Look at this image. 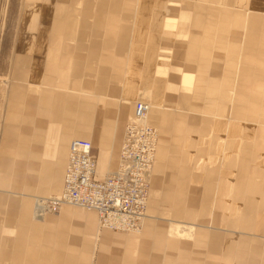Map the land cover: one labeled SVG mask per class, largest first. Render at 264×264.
Instances as JSON below:
<instances>
[{
	"label": "crops",
	"instance_id": "crops-1",
	"mask_svg": "<svg viewBox=\"0 0 264 264\" xmlns=\"http://www.w3.org/2000/svg\"><path fill=\"white\" fill-rule=\"evenodd\" d=\"M108 1L109 0H99L97 5L98 8H94V0H88L84 3L85 9L82 12L78 7L80 2L75 0H62L63 5L60 8L62 9V17L59 19L62 22L58 25L65 24L66 27L58 29L59 26L56 25L55 29H57V31H61V33L62 30H67L68 32L65 35L66 38H63L62 36L59 41H65L67 43L75 41L77 44L88 42L95 45L102 43L107 44V46H111L130 44L131 40L132 47L134 46V48L129 55L128 69L134 66L135 61L141 62L143 65L142 71L139 73L141 74V78L143 76H156V73L158 72L161 74L162 70H160V68L164 66L158 62L159 59H165L164 54H159L155 50L157 37H149L144 32V28H148L147 26H149V24L150 26L152 24L155 31H163V38L168 40V36H171V33L168 31L174 29L175 25L172 26L173 24L167 21L169 19L166 20L167 17L179 12L182 14L190 12L202 14L225 6L224 8H234L242 11V14L239 13L237 15L235 23L237 27L242 26L243 23L245 24L243 33H246V36L243 35L242 41L245 42L246 39V41H250V44H253L256 41V37L253 34H255L257 30H260L261 27L260 22L256 21L258 19L254 18L264 14V0ZM119 8H125L129 15L134 13L140 15V20L138 22L139 30L136 31L135 37H130L129 27L132 21L129 17L124 19L117 17L107 19L102 16L103 12L108 10L115 12ZM80 11L82 13V19H77V21L74 20V17H78L81 14ZM92 14H98L100 16L97 19H90ZM154 14L155 16L153 17ZM65 19L67 23H63ZM92 20H94L93 23L98 29V33L88 36L83 30L89 27ZM201 23V19H196L194 22L195 29H197ZM211 23L213 24V22H209V24ZM77 27L81 28V33H78ZM44 29L48 32V34L41 37L43 36L41 32ZM39 30L40 31L36 34V41L42 43L48 39L51 34L49 32L54 29L52 30L51 28L48 29L47 27H44ZM100 30H104L105 33L99 34ZM166 32L168 36H166ZM199 38V34H195L194 38L191 40L192 48L189 51V58L192 61L197 56V53L199 55L201 54L202 59H206L209 54L204 49L198 50ZM205 40L206 42H210L212 41V38L207 37ZM147 45L148 47H146ZM82 55H67L65 59L61 58L60 63L62 68L57 71V75L60 79L70 77L72 79L70 83L57 84L59 87L56 88H59V91L62 90L64 93L78 92L81 95H91L94 93L105 96H110L109 94H105V92L111 91L112 89H117L116 91L120 92L123 96L129 93L127 89L133 86V83L130 80L133 74H129V80L122 86L112 84L104 86L100 83L96 84L93 80L94 77L113 79V77H115L113 74L114 72L112 71L113 73L111 74L109 68L107 74H105V71L107 70L106 67H96L95 65V72L98 69L96 76H83V71H88L89 73L92 72L94 70L93 64H97V62L99 63V60L96 49L87 51V58L85 59H82ZM120 56L117 57L120 58ZM82 62L85 63V68H82ZM21 63L29 64L27 61L20 62L18 67L19 69H22ZM100 63H104L105 65V62ZM254 63L255 62L250 59L243 61L245 66L244 69H242L243 78L240 80L238 85L235 84L233 93L230 96V110H228V113H230L231 116L228 119L229 122L217 123L215 128L219 132L222 131L226 139H237L236 142L227 140L225 143L226 147H224V151L226 152H224L226 159L224 161L225 165L236 168V170L232 180L229 181L226 179L221 183V192L226 199L220 198V200L213 204L210 211V220L207 225L186 223L185 221L175 218H157L147 212L146 222L149 223L150 229L151 226H153L152 230H142L137 237H134V235L112 237L109 234L103 235L106 233V230L107 232H111L109 231L111 229L100 228L98 223V214L95 211H88L83 214L78 210L72 211L74 209H63L57 214L49 213L46 214L45 217L40 216L41 218L35 219V199L46 196L40 195L34 197L32 218L30 214V204L24 206L25 202H23L25 201L23 198L31 197L30 195L22 194V196H20L18 193L10 192L6 188H0V264H90L89 257L91 250L94 248L95 233L97 240V242H95L96 245L98 244L99 246L101 243L104 248L101 253L99 252L100 256L98 264H118L117 262L123 259L127 262L132 261V253L122 255L119 252H116L120 250L121 245L111 241L112 238H121V240L125 241V244H129L134 240L133 248L131 247L130 249L134 251L136 246L138 248L141 246L143 247V245L139 246L141 241L143 239L148 240L153 234H155V237L160 240H165L164 237H166L168 245L171 247L178 244L172 240L177 237L191 240L198 247L208 243L211 251L221 252V262L219 264H264V256L260 258L257 255L260 241L256 240V235L259 233L253 232V230L260 232L261 230L259 228H262V224L264 222L262 218L260 219L258 214V212L264 208L262 205L264 195L261 193L262 188L264 189V169L258 168L259 166H256L255 164L256 160L260 158V154H258L256 150H258V152L260 151L259 145L261 141L264 140V113H262V111L264 112V88L261 86L263 85V81L261 79H256L255 77L252 79L250 77H244L245 74L249 72L248 70L250 65H254ZM152 66H154L155 71L153 73L155 74L151 72ZM255 66L258 68L257 65H254V67ZM26 69L27 68L23 65L22 70L25 71ZM53 69L54 68H52V70ZM45 71H47V69ZM36 76H38L36 69H33L31 75H28V78L30 79L34 77L37 79ZM81 77L88 79L81 80ZM29 83L34 85L35 89H30V98L27 100V105H25L24 110L27 111V114H32L31 110H34L37 105H46L50 102V99L38 96L37 91L40 92V88L43 85L38 86L34 83ZM45 84L51 85L49 84V80H46ZM150 84L151 83L146 84L147 88L151 87ZM153 87L156 89V85ZM59 97L60 98L58 99L55 98L56 102H60L62 104L68 102V108L70 110L78 112L79 109H81L78 107L76 101H72L75 99L71 98V100H69L67 97L64 98L62 95H59ZM109 99L110 100H106L103 105H99V109L96 104L88 103V105L92 104L91 107L87 109V111L92 112V118H88L89 115H85L84 117L78 116V120H82L83 125H85V122L88 121L86 124L87 126L95 127L94 132H90L88 134L89 136H92L91 140L93 143L89 140L87 141H89L92 145V152L97 162L96 173L98 177H103L106 174L114 172L118 169L121 144L125 132V128L124 132L122 128L124 126L126 127L125 123L127 122L126 121L124 123L125 120L121 118V112L122 108L127 110V107H129L130 109L131 102L133 100L126 97L123 100L122 98L119 106L113 99L111 100L110 97ZM140 102L151 106L150 116L151 114L155 115L157 110L163 109V106H157L150 102ZM34 103L36 105L35 108L33 107ZM152 106H155L156 109L154 110ZM117 109L120 111L119 115H117ZM81 110L86 112L84 107ZM256 110H259L261 113H255L254 111ZM135 112L136 110L134 107V113L131 118L135 117ZM123 114L126 113L123 112ZM41 115L39 114V119L37 118L34 120L24 117L25 115L22 117V127L19 125L17 130H19L20 133H22V131H26V133L18 135L17 148L15 147L12 151L11 156L17 157V162L19 163V166L17 165L19 170L17 171L16 169L13 174H15L16 177L19 175L21 176L24 172L23 175H27L26 181H28L30 185H39L38 189L40 192H58L59 189L61 194L64 172L70 149L69 143H71L70 139L74 136V134L69 131V128L67 129L69 126L68 122H59L57 119L47 121L46 118H43L46 114L41 113ZM224 115L225 112L223 110L221 111L219 117L223 118ZM50 121L52 123L49 124ZM149 124L158 129V118L157 121L152 120L151 122L149 119ZM209 125L212 126L210 121L206 120L203 127L207 128ZM48 126L51 128H47ZM12 127L13 129H16L15 122L12 123ZM201 129L202 128L200 127L198 130L200 131ZM80 132V135H84L87 131L83 128ZM11 134L13 145H16L15 135L13 136V132ZM80 135H77L78 138L75 139H82L80 138L82 137ZM159 144L160 149L158 147L157 157L153 167V172H155L154 174H156V176L164 166L163 162L166 155L165 145L163 142L161 144V141ZM118 147H120V149L119 154L117 155ZM4 166L7 167V164L5 163ZM25 171H27V173H25ZM186 171L189 174H196L195 172H190L189 168H181L176 173L169 174L168 180L173 184L174 189H176V191L180 190V188L184 185H188V187L195 185L196 187L199 186L201 189V184L204 180L203 176L201 177L199 175L200 178L197 183L191 177L184 174ZM256 174L263 175V183H257L255 179ZM153 181L155 184H158L161 181V175L158 179H154ZM190 189L193 190V188H189V190ZM150 195L151 189H149V200ZM190 205V209H188L189 206L187 209H180L183 213L178 215V217L203 221L206 217L205 206L198 204V202L195 201L191 202ZM221 212H223L222 215ZM157 220L167 221L168 224L177 225L178 231L170 230L168 227L166 228L165 225L158 223ZM206 227H209L211 230L206 232ZM179 229L182 231L180 232ZM112 233L115 234L116 232ZM205 235H208L209 237L207 242L204 240ZM261 238H264V236H261ZM156 244L161 248L163 247L162 241H159V243L157 241ZM179 244L181 246L177 250L179 254L182 255L179 262L184 264L186 250L183 249L181 242ZM94 251L92 252L91 258H94ZM108 252H110L109 255ZM162 255L163 251L160 252L159 256L156 252H153V254H150L149 256L145 252H141L140 263L138 262L137 264H146L148 257L159 261V259L162 258ZM194 264L201 263L198 259H195Z\"/></svg>",
	"mask_w": 264,
	"mask_h": 264
},
{
	"label": "rangeland",
	"instance_id": "rangeland-1",
	"mask_svg": "<svg viewBox=\"0 0 264 264\" xmlns=\"http://www.w3.org/2000/svg\"><path fill=\"white\" fill-rule=\"evenodd\" d=\"M75 1L80 2L78 7L83 12L85 9L84 3L88 0ZM98 2L99 0H94V8H98ZM62 5V0H0V188H6L8 191L18 193L20 196L22 194L30 195L31 197L23 198L25 200L23 202H25L24 206L30 204L32 218L35 196L41 195L48 197L49 195L60 194L59 189V193L57 191L40 192L38 189L39 185H30L26 181L27 175H23L24 172L21 176L16 177L13 174L16 169L17 171L19 170V163L17 162V157L11 156L12 151L15 147L17 148L18 135L26 133V131L20 133L17 130L19 125L22 127L23 115L34 120L39 119V114L41 115L43 113L46 114L43 118H46L47 121L57 119L59 122H68L69 126L67 129L69 128V131L74 134L70 142L78 138L77 135H80V131L85 128L87 132L84 135H80L82 136L80 138L93 143L91 140L92 136L88 134L90 132L93 133L95 127L87 126L88 121H84L85 125H83V121L78 120V116L84 117L85 115H89L88 118H92V112L87 111L92 104L88 105V103H94L98 107L99 105H103L106 100H110V97L111 100L113 99L119 105L122 98L124 100L126 97L133 100L130 109L129 107H127V110L122 108L121 118L125 120L124 123L126 121L128 122L132 117L135 103L139 100L150 102L157 106H163L162 110H157V115L151 114L150 116V122L152 120L157 121L158 118L159 143L161 141V144L163 142L165 145L166 155L163 162L164 166L157 176L154 174L155 172H152L153 177L151 176L152 179L150 180L151 195L148 204V214L157 218H175L186 223L207 225L210 220V211L213 204L220 200V198L226 199L221 192V183L226 179L229 181L232 180L236 170V168L225 165L226 152L224 151V147H226L225 143L227 140L236 142L237 139H226L224 133L217 131L215 128L217 123L229 122L228 119L231 116L228 113V110H230V96L233 93L235 84L238 85L243 78L242 69L245 67L243 64L244 60H253L255 62L254 65L258 66L256 68V66L250 65L249 72L244 77L261 79L263 81V85L261 86L264 88V14H260L261 16L254 18L258 19L256 21L260 22L261 27L260 30H257L253 34L256 37V41L253 44H250V41H246V39L245 42L242 41L243 35L246 36V33H243L245 24L243 23L240 27L236 26L237 15L239 13L242 14V11L234 8H224L225 6L202 14L195 12L182 14L179 12L167 17L166 20L169 19L167 21L173 24L172 26H176H174V29L168 31L171 33V36H168L166 32V36L169 37L168 40L163 38V31H155L152 24L151 26L149 24L147 26L148 28H144V32L149 37H157L155 50L159 54H164L165 59L158 60L164 66L160 68L162 70L161 74L158 72L156 76L146 77L142 75L143 77L141 78V74H139L143 68L141 62L135 61L134 66L128 69L129 55L134 48V46L132 47L131 40L130 44L111 46L102 43L95 45L88 42L83 44H77L75 41H71L70 43L65 41L60 42L59 39L62 36L66 38L65 35L68 32L67 30H62L61 33V31L55 29V26L62 22L59 20L62 17V9H60ZM99 16L98 14H92L90 19H97ZM102 16L107 19L113 17L124 19L129 17L132 21L129 27L130 37L132 38L135 37L136 31L139 30L138 22L140 15L137 13L129 15L125 8H119L115 12L108 10L103 12ZM77 19H82V13L78 17H74V20L77 21ZM196 19L202 20V23L197 29L194 27ZM93 21L89 24V27L83 30L88 36L98 33V29ZM209 22H213V24H209ZM63 23H67L66 19ZM58 26V29L66 27L65 24ZM44 27L54 30L50 32L51 34L46 41L39 43L36 41V34L40 31L39 29ZM77 29L78 33H81V28L77 27ZM103 33H105L104 30L99 31V34ZM195 34H199L200 36L198 50L204 49L209 53L206 59H202L201 54L199 55L198 53L193 61L189 58V51L192 48L191 40ZM207 37H211L212 41L206 42L205 39ZM93 49H96L99 63L93 64L94 70L92 72L83 71V76H96L98 69L95 72V68L104 66L107 68L105 74H107L110 68V73L112 74L114 72L115 77L113 79L94 77V79L92 78L94 82L104 86L108 84L122 86L129 80V74H133L130 78L133 86L127 89L129 92L127 95H121L120 92L116 91L117 89L105 92V94L110 95L105 96L94 93H92L93 95H81L78 92L64 93L62 90L59 91V88H56L59 87L57 84L70 83L72 79L71 77L60 79L57 75V71L62 68L60 63L61 58L65 59L67 55L76 56L83 54L82 59H85L87 58V51ZM116 55L121 56L119 58ZM23 61L29 62V64L21 63L22 69L24 65L27 71L18 68L20 62ZM100 62H105V65ZM81 65L83 66L82 68H85L84 62ZM52 68L56 70H52ZM33 69H36L37 79L34 77H32L33 79L28 78V75H31ZM46 69L47 71H52L47 72L45 71ZM154 71V66H152L151 72L153 73ZM80 79L85 80L88 78L81 77ZM28 80L38 86L43 85L41 86L42 89L40 88L41 91H37L38 96L50 99L48 104H40L36 108L34 103L33 107L35 109L31 110L32 114H27V111L24 110L25 105H27V100L30 98V89H35V86L30 84ZM46 80H49V84L51 85H46ZM149 83H151V87L147 88L146 84ZM155 85L156 89L153 87ZM59 95H62L64 98L67 97L69 100L71 98L75 99L72 101H76L78 107L81 109L84 107L86 112H83L81 109L78 112L70 110L68 108V102L64 104L56 102L55 98H60ZM223 110L225 115L221 118L219 115ZM123 112L126 114H123ZM256 112L257 114L261 113L259 110H256ZM119 113L120 111L117 109V115ZM262 113L264 112L262 111ZM206 120H209L212 126L209 125L207 128L203 127ZM51 121L49 124L52 123ZM14 122L16 123V129L12 127V123ZM200 127L202 129L199 131L198 129ZM47 128L51 127L48 126ZM124 128L125 126L122 128L123 132ZM12 132L16 138V145H13L12 142ZM259 146L260 151L258 152L256 150V152L260 154V158L256 160L255 164L259 166L258 168L264 169V140L261 141ZM119 149L120 147L117 149V155L119 154ZM5 163L7 167L4 166ZM181 168H189L190 172H195L196 174H189L186 171L184 174L191 177L197 183L200 176H203L204 180L201 184V189L199 186L192 185L188 187V185L184 184L180 190L176 191L174 189L168 177L170 173L174 174ZM160 175L161 181L155 184L153 180L158 179ZM255 179L257 183H263V175L256 174ZM189 188H193V190H189ZM261 193L264 195L263 188ZM193 201L205 206L206 217L203 221L178 217V215L183 213L180 209H187L188 206V209H190V204ZM262 205L264 206V201ZM64 209H74L72 211L78 210L83 214L88 212L77 207H67ZM57 213L59 212L51 214ZM258 214L260 219L262 218L264 221V208ZM159 221L157 220L158 223L165 225L166 228L168 227L170 230L178 231L177 225L168 224L167 221ZM146 229H150L148 222H146L143 230ZM152 229L153 226H151L150 230ZM205 229L206 232L211 230L209 227ZM259 229L261 230L260 232L257 230H253V232L259 233L256 235V240L260 241L257 255L262 258L264 256V238H261V236H264V222L262 228ZM109 231L111 232H107L106 230V233L103 235L109 234L112 237H125L127 235L139 236V233L134 234V232L129 231L122 232L113 229ZM112 232L116 233L113 234ZM94 239L97 242L96 233L94 234ZM164 239L160 240L153 234L148 240L143 239L141 243L139 242V246L143 245V247L138 248L136 246L137 248L135 247L134 251L130 250L131 247L133 248L134 240L129 244H125V241L121 240V238H112L111 241L121 245L120 250L116 252L122 255L132 253L131 262L123 259L121 260L122 262L118 261V264H137L138 262L140 263L141 252H145L148 256L156 252L159 256L161 251H163V255L159 259V261L161 260L160 262L148 257L146 264H181L179 261L182 255L177 250L181 246L179 244L180 242L183 249L186 250L184 264H194L195 259H198L201 264H219L221 262V252L211 251L208 243L198 247L191 240L177 237L172 240L178 244L171 247L168 245L166 237ZM208 239V235H205L204 240L207 242ZM157 241L158 243L162 241V248L156 244ZM95 242L89 257L90 264H98L99 254L104 249L103 244L100 243L98 246ZM93 251L94 258H91ZM109 254L110 252H108Z\"/></svg>",
	"mask_w": 264,
	"mask_h": 264
},
{
	"label": "built area",
	"instance_id": "built-area-1",
	"mask_svg": "<svg viewBox=\"0 0 264 264\" xmlns=\"http://www.w3.org/2000/svg\"><path fill=\"white\" fill-rule=\"evenodd\" d=\"M145 109L147 106L137 101L135 116L139 119L145 114ZM125 128L120 167L103 177L96 175L91 143L84 139H73L69 145L61 194L38 197L36 211L56 213L63 205H77L96 210L102 228H141L146 216L157 131L137 119L127 122Z\"/></svg>",
	"mask_w": 264,
	"mask_h": 264
},
{
	"label": "bare ground",
	"instance_id": "bare-ground-1",
	"mask_svg": "<svg viewBox=\"0 0 264 264\" xmlns=\"http://www.w3.org/2000/svg\"><path fill=\"white\" fill-rule=\"evenodd\" d=\"M253 20V19H252ZM82 24V23H81ZM42 34H43V36H41V37H44L45 35H47L48 34V32L47 31H45V29L44 30H42V32H41ZM50 33V32H49ZM49 69V68H48ZM50 71V70H49ZM236 102V101H235ZM143 103V102H142ZM146 106H147V109H145V114L144 115H142L139 119L135 116L134 118H131L129 121H132L133 119H137V120H139V122H141V123H145L146 125H150L149 124V119H150V110H151V106L149 105V104H146V103H144ZM245 104V103H244ZM244 104H242V105H244ZM152 105V104H151ZM153 107V109L155 110L156 108H155V106H152ZM154 112V111H153ZM255 112V111H254ZM246 113H247V111H246ZM255 117V116H254ZM251 120V119H250ZM128 121V122H129ZM245 125V124H244ZM153 127V126H152ZM241 127V126H240ZM155 128V127H154ZM126 129V128H125ZM156 129V131H157V142H156V150H155V155H154V161H153V163H152V167H151V171H150V176H149V189H150V179H151V176H152V172H153V167H154V162H155V159H156V157H157V152H158V147H159V131H158V129L157 128H155ZM252 129V128H251ZM256 129V128H255ZM237 130V129H236ZM244 134V133H243ZM251 136V135H250ZM241 139V138H240ZM248 139V138H247ZM246 141V140H245ZM93 153V152H92ZM94 155V154H93ZM95 157V156H94ZM253 158V157H252ZM95 161H96V159H95ZM121 157H120V160H119V166H118V168L120 167V164H121ZM96 164H97V162H96ZM96 168H97V165H96ZM96 175H97V173H96ZM148 197H149V191H148ZM37 199V198H36ZM36 199H35V202H36ZM148 204H149V199H147V204H146V216H145V219L143 220V224H142V226H141V228H139V229H134V230H117V231H129V232H134V234L136 233V234H138V233H141L142 232V230H143V228H144V225H145V222H146V219H147V208H148ZM67 207H71V208H73V207H77V208H81V209H83V210H87V211H95L97 214H98V212L96 211V210H94V209H86V208H84V207H82V206H77V205H63V206H61L60 207V209L57 211V212H60L62 209H64V208H67ZM35 216L36 217H34L35 219H37V218H41L40 216H46V214H49V213H39L38 211H36L35 210ZM39 214V215H38ZM222 215V214H221ZM101 229H102V227H100ZM105 229H107V228H105ZM179 231L181 232L182 230L181 229H179ZM245 232H247V231H245Z\"/></svg>",
	"mask_w": 264,
	"mask_h": 264
}]
</instances>
